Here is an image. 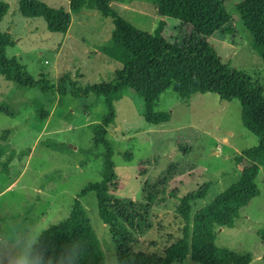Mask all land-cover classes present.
Returning <instances> with one entry per match:
<instances>
[{
  "label": "rangeland",
  "instance_id": "374dc122",
  "mask_svg": "<svg viewBox=\"0 0 264 264\" xmlns=\"http://www.w3.org/2000/svg\"><path fill=\"white\" fill-rule=\"evenodd\" d=\"M51 9H63L71 18L67 33L47 31L42 18L26 19L19 0H0L8 7L0 32L15 42L6 57L16 58L37 81L43 76L51 85L67 80L66 95L44 96L38 89L19 88L0 76V261L23 264L30 261L35 233L70 213L76 196L88 184L99 181L104 149L94 144L89 125L99 123L107 108L102 97L89 94L74 98L71 87L85 91L110 83L121 65L108 59L100 48L108 43L113 23L98 11L72 14L66 0H36ZM155 1L109 0L111 9L133 28L153 35L164 21L163 38L180 48L194 47L201 40L195 28L157 14ZM231 18L229 26L208 36L221 64L247 75L263 86L264 62L251 46V36L237 13L244 0H220ZM71 85V87H70ZM43 107L51 118L40 122L36 111ZM115 123L108 128L111 161L116 182L110 188L114 210L120 217L113 226L98 217L97 201L89 194L80 202L99 240L105 264H118L117 255L127 249L159 254L169 241L178 239L182 222L176 214L180 200L211 183L202 200L191 203L192 216L216 196L238 182L245 161L234 158L257 145L241 123V107L235 99L222 101L214 94L196 95L184 103L172 89L165 92L155 111L170 114V121L157 126L146 123L144 101L132 91L114 104ZM9 131L5 142L1 136ZM64 146L49 149L42 142ZM130 152L131 160L125 153ZM11 155L13 156L11 158ZM256 185L259 196L240 211L233 228L217 231L215 245L240 255H250V264H264V244L257 235L264 230V167ZM155 194L153 205L146 201ZM195 264L189 257L181 263Z\"/></svg>",
  "mask_w": 264,
  "mask_h": 264
},
{
  "label": "trees",
  "instance_id": "16d2710c",
  "mask_svg": "<svg viewBox=\"0 0 264 264\" xmlns=\"http://www.w3.org/2000/svg\"><path fill=\"white\" fill-rule=\"evenodd\" d=\"M69 11H98L113 23V32L100 52L108 59L121 65L112 81L106 85L85 91L71 87L74 98H87L89 94L105 100L107 114L99 123L88 127L94 144L104 149L102 174L99 181L88 183L76 196L68 216L40 234L30 252L32 264H105L99 240L80 202L89 194L97 201L98 217L104 225L113 226L120 217V209L114 210L110 200V188L116 182L111 161L112 145L108 138V128L115 123L114 104L124 93L132 91L144 101V119L147 124L157 126L170 121V114L155 111L160 97L172 89L184 103L196 95L214 94L222 101L235 99L241 107V123L254 136L257 145L243 150L234 158L237 165L247 162L237 183L196 212L193 216L191 203L206 197L211 183L200 190L188 194L180 200L176 214L182 222L180 237L171 238L159 254L136 253L132 249L120 250L118 264H175L189 259L195 264H250V255H240L215 245L217 231L233 228L240 217V211L259 196L256 178L264 167V90L263 86L247 75L230 71L224 67L207 37L222 27L229 26L231 18L226 14L220 0H161L155 1L157 14L162 18H172L196 29L201 40L194 47L182 48L169 44L162 36L165 23L160 21L153 35L141 32L128 24L109 4V0H66ZM19 12L26 19L42 18L47 31L65 34L71 24L70 15L63 9H51L36 0H19ZM244 28L251 36L253 50L264 62V0H244L236 7ZM8 7L0 2V23L7 15ZM15 42L9 33L0 32V76L19 88L38 89L44 96L66 95L67 80L62 79L51 85L43 76L34 81L16 58H7L6 50ZM1 113L8 114L5 109ZM38 121L43 122L49 112L42 106L36 111ZM9 131L2 134L5 142ZM46 148L58 149L62 143L46 140ZM0 146V158L3 153ZM131 160L130 152L125 153ZM13 156L11 155V158ZM155 194H148L146 201L153 205ZM257 235L264 244V230ZM264 261V256H263Z\"/></svg>",
  "mask_w": 264,
  "mask_h": 264
},
{
  "label": "clouds",
  "instance_id": "9594fccd",
  "mask_svg": "<svg viewBox=\"0 0 264 264\" xmlns=\"http://www.w3.org/2000/svg\"><path fill=\"white\" fill-rule=\"evenodd\" d=\"M37 242V236L35 233H33L30 237H29V240H28V247L30 248V246L33 244V243H36ZM0 264H3V261H0ZM23 264H32L31 261H29L28 259H25L23 261Z\"/></svg>",
  "mask_w": 264,
  "mask_h": 264
},
{
  "label": "crops",
  "instance_id": "0c3cea01",
  "mask_svg": "<svg viewBox=\"0 0 264 264\" xmlns=\"http://www.w3.org/2000/svg\"><path fill=\"white\" fill-rule=\"evenodd\" d=\"M52 117V115L51 114H49V118H51Z\"/></svg>",
  "mask_w": 264,
  "mask_h": 264
}]
</instances>
